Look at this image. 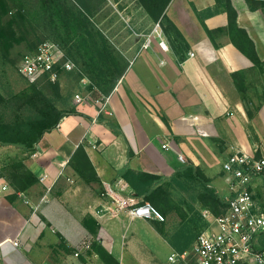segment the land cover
Wrapping results in <instances>:
<instances>
[{"label":"crops","instance_id":"crops-1","mask_svg":"<svg viewBox=\"0 0 264 264\" xmlns=\"http://www.w3.org/2000/svg\"><path fill=\"white\" fill-rule=\"evenodd\" d=\"M230 2L236 11V24L229 27L220 0H170L165 15L187 45L175 51L160 24L146 34L106 96L102 112L118 122L119 135L97 120L98 106L93 103L76 105V113L63 116L43 134L24 163L37 178L46 174L44 181L38 180L22 195L12 194V188L0 194V264H104L92 241L120 264L122 248L118 242L123 239L109 232L106 225L121 216L135 218L120 213L101 220L94 211L95 215L86 213L85 218L71 216L69 225L56 218L60 214L53 209L54 202L59 201V207L67 211L70 206L83 208L90 199L103 205L109 193H133L120 175L127 167L170 178L182 164L191 162L211 178L222 171L221 161L232 148L254 149L247 134L249 123L254 121L247 115L241 94L251 77L264 83V7L258 1L252 3L255 8H250L247 0ZM159 29L156 40L154 33ZM147 37L150 42L144 46ZM160 39L166 48L159 45ZM233 39L244 42V49L255 53L261 66H256ZM255 121L264 125V103ZM163 143L169 148H163ZM79 145L84 147L99 182H83L74 188L69 184L71 178L82 181L69 160ZM178 152L185 161L178 160ZM93 182L103 186L99 194L91 197L86 189L82 202L71 194ZM49 191L52 200L43 201ZM83 240L86 243L82 246ZM80 244L81 254L75 255Z\"/></svg>","mask_w":264,"mask_h":264},{"label":"rangeland","instance_id":"rangeland-1","mask_svg":"<svg viewBox=\"0 0 264 264\" xmlns=\"http://www.w3.org/2000/svg\"><path fill=\"white\" fill-rule=\"evenodd\" d=\"M7 2L11 10L9 13L19 12L23 16V24L20 29L22 34H16L11 39L7 55L4 56L0 51V92L4 96L24 89L31 91L37 88L53 97L58 108L76 107L85 103L95 104V99L103 97L95 80L115 78L119 70L128 64V59L137 53L146 34L155 28L156 23L160 24L168 43L175 51L185 47L166 15L157 21L153 20L137 0H7ZM159 32L160 29L154 33L156 40L159 39ZM43 40L56 42L62 54L61 59L67 57L75 64L70 70L60 69L59 78L54 82L45 74L24 76L18 70L21 57L34 50ZM103 43L104 46L107 44L109 54L104 51L100 57L98 53ZM49 82L58 84V93H50V87L47 85ZM77 94L83 97L84 101L77 102L75 98ZM241 99L248 111L247 115L254 121L249 123L247 134L252 141L251 146L255 145L256 153L259 154L264 151V125L255 121V118L259 106L264 103V83L256 76L251 77L242 89ZM3 146L9 147L0 149V164L8 157L25 156V153L15 146L2 145L0 148ZM210 177V184L225 200L227 185L223 172L219 170ZM78 181L71 178L69 184L74 188L83 184ZM0 183L7 182L0 176ZM90 186L89 188L81 186L71 194L82 202L85 200L86 189L91 197L103 189L97 182ZM167 189L169 200L168 210L163 214L164 221L129 219L120 215L119 221L106 225L109 232L118 234L123 239L118 242L122 248L121 252L119 251L120 264H168L167 256L172 250L190 249L196 235L206 227L207 220L203 217L202 210L214 212L208 205H202L198 194L201 190L199 185L188 187L184 184H170ZM51 192L46 194L47 201L52 200ZM42 193L44 194V190ZM79 194L81 195L78 196ZM86 204L83 208L70 206L71 211L68 209L67 213L68 210L61 209L59 201H56L53 209L60 214L56 217L59 221L63 220L62 222L69 224L71 216L85 218L86 213L95 215L94 211L101 206L93 199ZM97 218L108 220L109 215L103 214ZM81 243L83 246L86 242L83 240ZM82 246L80 244L74 254L77 252L80 255ZM108 264H113V261Z\"/></svg>","mask_w":264,"mask_h":264},{"label":"trees","instance_id":"trees-1","mask_svg":"<svg viewBox=\"0 0 264 264\" xmlns=\"http://www.w3.org/2000/svg\"><path fill=\"white\" fill-rule=\"evenodd\" d=\"M220 1H222L223 8L228 16V26L236 24V11L230 0ZM254 1H258L264 7V0H247L250 8H255L252 5ZM137 2L153 20L157 21L159 18L165 17V8L170 0H137ZM9 12L11 10L7 0H0V51L4 56L8 53L13 36L21 33L20 29L23 24V16L19 12L14 14ZM78 20H80L79 17ZM171 24L175 34L180 36L186 46L187 44L176 26L172 22ZM206 30L211 36V31L207 28ZM232 41L250 57L256 66H261L255 53H250L244 49V42L235 39ZM246 41L252 46L253 43L249 38ZM101 47L98 53L100 57H102L104 51L109 54L106 43L105 46L103 43V47ZM125 68L126 66L119 70L115 78L95 80L103 98L113 90ZM47 85L50 87V93H58V84L49 82ZM76 112L75 106L58 108L53 97L47 95L41 89L35 88L31 91L24 89L9 96H4L0 92V146H15L25 153L23 158L8 157L0 164V176L11 186L13 189L12 194L17 195V192H25L38 181L37 176L26 166L24 160L34 152L35 145L46 131L55 127L63 116ZM97 120L108 126L113 133L117 135L121 133L118 122L112 116L101 112L97 115ZM69 164L82 182H99L95 168L82 145L75 149ZM120 175L128 182L132 192L139 197L140 201H149L162 214L168 210L169 193L167 187L170 184H184L188 187L195 184L199 185L201 190L198 194L202 205H208L216 215L222 213L225 207V200L218 194L216 188L210 184L209 178L191 162L182 164L170 178L130 167L125 168ZM91 246L105 263L108 264V262L113 261V264H118V261L101 244L92 241Z\"/></svg>","mask_w":264,"mask_h":264},{"label":"built area","instance_id":"built-area-1","mask_svg":"<svg viewBox=\"0 0 264 264\" xmlns=\"http://www.w3.org/2000/svg\"><path fill=\"white\" fill-rule=\"evenodd\" d=\"M158 25L156 23L155 28ZM149 42L147 37L144 46ZM159 45L167 47L162 39ZM61 57L56 42L43 40L21 57L18 70L24 76L45 74L54 82L59 78L60 69L70 70L75 65L69 58ZM75 98L77 102L84 101L78 94ZM105 100L106 97L94 100L98 112L104 111ZM162 147L169 148V144L163 143ZM256 151L255 147L252 151L234 147L222 160L221 169L227 185L222 213L216 215L202 210L206 227L196 235L190 249L172 250L167 256L168 264H264V153ZM177 158L185 161L179 152ZM45 177L46 174H42L38 180L43 182ZM10 188L9 184L0 183V194ZM124 188L125 184L119 186L120 190ZM109 196L105 204L96 209L97 215L125 213L130 218L164 221V215L152 203L140 201L134 193H109ZM13 244L17 245V241Z\"/></svg>","mask_w":264,"mask_h":264}]
</instances>
